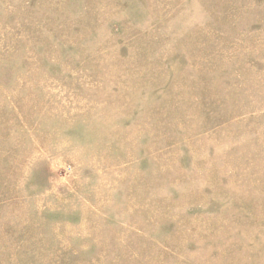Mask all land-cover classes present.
Returning <instances> with one entry per match:
<instances>
[{
  "label": "rangeland",
  "instance_id": "1",
  "mask_svg": "<svg viewBox=\"0 0 264 264\" xmlns=\"http://www.w3.org/2000/svg\"><path fill=\"white\" fill-rule=\"evenodd\" d=\"M0 264H264V0H0Z\"/></svg>",
  "mask_w": 264,
  "mask_h": 264
}]
</instances>
